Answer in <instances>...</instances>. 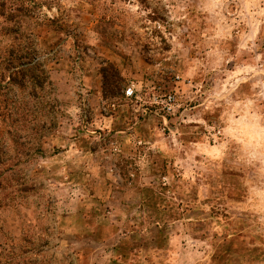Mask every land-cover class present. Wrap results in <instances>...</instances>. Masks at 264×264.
Returning <instances> with one entry per match:
<instances>
[{"label":"rangeland","instance_id":"obj_1","mask_svg":"<svg viewBox=\"0 0 264 264\" xmlns=\"http://www.w3.org/2000/svg\"><path fill=\"white\" fill-rule=\"evenodd\" d=\"M18 52L49 82L36 133L0 121L3 259L264 264V0H0Z\"/></svg>","mask_w":264,"mask_h":264},{"label":"trees","instance_id":"obj_2","mask_svg":"<svg viewBox=\"0 0 264 264\" xmlns=\"http://www.w3.org/2000/svg\"><path fill=\"white\" fill-rule=\"evenodd\" d=\"M101 77L103 89L108 93L120 89V83L124 82L119 71L112 65L101 69ZM48 78L41 60L28 52H18L8 58L0 57V121L8 133V139L2 143L7 144L21 137L26 139L28 132L36 133L43 127L45 121L40 113L41 92L49 82ZM16 134H21V137ZM41 253V249H37L32 254L38 258ZM36 261L34 259L29 263L35 264ZM0 264L26 263L10 253L6 259L0 255Z\"/></svg>","mask_w":264,"mask_h":264},{"label":"built area","instance_id":"obj_3","mask_svg":"<svg viewBox=\"0 0 264 264\" xmlns=\"http://www.w3.org/2000/svg\"><path fill=\"white\" fill-rule=\"evenodd\" d=\"M134 86L133 85H129L125 88L124 90V95L127 96V97H130L133 95L134 93ZM173 100V97L172 96H167L163 99V101L166 103V104H170Z\"/></svg>","mask_w":264,"mask_h":264},{"label":"clouds","instance_id":"obj_4","mask_svg":"<svg viewBox=\"0 0 264 264\" xmlns=\"http://www.w3.org/2000/svg\"><path fill=\"white\" fill-rule=\"evenodd\" d=\"M262 135H264V130H262Z\"/></svg>","mask_w":264,"mask_h":264}]
</instances>
